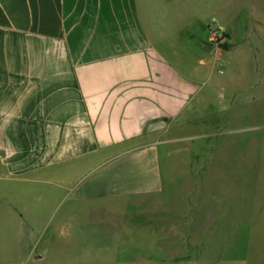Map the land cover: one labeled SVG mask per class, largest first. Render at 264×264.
Segmentation results:
<instances>
[{
    "label": "crops",
    "instance_id": "crops-1",
    "mask_svg": "<svg viewBox=\"0 0 264 264\" xmlns=\"http://www.w3.org/2000/svg\"><path fill=\"white\" fill-rule=\"evenodd\" d=\"M249 14L216 23L172 0H0V181L52 186L97 212L161 193L163 136L221 56L207 28L247 31Z\"/></svg>",
    "mask_w": 264,
    "mask_h": 264
},
{
    "label": "rangeland",
    "instance_id": "rangeland-1",
    "mask_svg": "<svg viewBox=\"0 0 264 264\" xmlns=\"http://www.w3.org/2000/svg\"><path fill=\"white\" fill-rule=\"evenodd\" d=\"M175 9L216 23L255 14L247 31L207 28L221 56L163 136L161 193L97 212L52 186L0 181V264H264V1Z\"/></svg>",
    "mask_w": 264,
    "mask_h": 264
},
{
    "label": "built area",
    "instance_id": "built-area-1",
    "mask_svg": "<svg viewBox=\"0 0 264 264\" xmlns=\"http://www.w3.org/2000/svg\"><path fill=\"white\" fill-rule=\"evenodd\" d=\"M217 36V32L216 31H212V33H211V38L213 39L214 37H216Z\"/></svg>",
    "mask_w": 264,
    "mask_h": 264
},
{
    "label": "water",
    "instance_id": "water-1",
    "mask_svg": "<svg viewBox=\"0 0 264 264\" xmlns=\"http://www.w3.org/2000/svg\"><path fill=\"white\" fill-rule=\"evenodd\" d=\"M222 48L227 49V43L226 42L222 44Z\"/></svg>",
    "mask_w": 264,
    "mask_h": 264
}]
</instances>
